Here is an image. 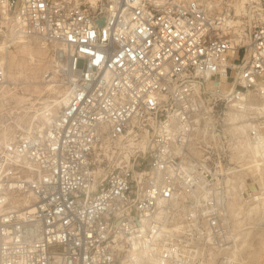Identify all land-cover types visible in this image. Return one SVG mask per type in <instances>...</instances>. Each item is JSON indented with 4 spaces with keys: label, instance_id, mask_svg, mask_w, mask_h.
<instances>
[{
    "label": "built area",
    "instance_id": "1",
    "mask_svg": "<svg viewBox=\"0 0 264 264\" xmlns=\"http://www.w3.org/2000/svg\"><path fill=\"white\" fill-rule=\"evenodd\" d=\"M0 264H237L264 208V0H0ZM257 159V162H255Z\"/></svg>",
    "mask_w": 264,
    "mask_h": 264
},
{
    "label": "rangeland",
    "instance_id": "2",
    "mask_svg": "<svg viewBox=\"0 0 264 264\" xmlns=\"http://www.w3.org/2000/svg\"><path fill=\"white\" fill-rule=\"evenodd\" d=\"M30 43L41 49L40 53L33 52V60L22 51L20 43L6 50L5 58L8 60V74L13 72L16 75L14 78L8 77L14 80L9 86L17 90L16 93L21 96V100L29 99L30 102H34L37 96L46 91L45 85L41 83V76L51 67V47L44 46L36 40H30ZM233 204L235 208L233 219L238 230L237 264H264V212L257 206L252 212L246 213L247 208L241 201L235 200ZM244 227L248 228L242 229Z\"/></svg>",
    "mask_w": 264,
    "mask_h": 264
},
{
    "label": "bare ground",
    "instance_id": "3",
    "mask_svg": "<svg viewBox=\"0 0 264 264\" xmlns=\"http://www.w3.org/2000/svg\"><path fill=\"white\" fill-rule=\"evenodd\" d=\"M20 43V47H21V49H22V51H24V52H26L27 53V55H28V58L30 59V60H33V52L34 53H40L39 51L41 50L40 48H37V47H35V46H33V45H31V43H30V40H27V41H23V40H21V42H19ZM5 51H6V48L3 46V45H0V63L2 62V63H7V58H5ZM32 67V66H31ZM8 70H6V75H7V79H8V77H15L16 75L13 73V72H10L9 74H8V72H7ZM20 72L21 71H19V74H20ZM13 78H10V79H6V83L3 85V86H5V87H7L8 85H9V83H14V80H13ZM13 81H12V80ZM255 162H257V159H255ZM255 208H257V205L256 204H254V205H250V206H248L247 207V209H246V213H250V212H252ZM243 209H245V208H243ZM258 210V209H257ZM259 212V211H258ZM263 212H264V208H263ZM249 227V226H248ZM248 227H244V228H242V229H246V228H248Z\"/></svg>",
    "mask_w": 264,
    "mask_h": 264
}]
</instances>
